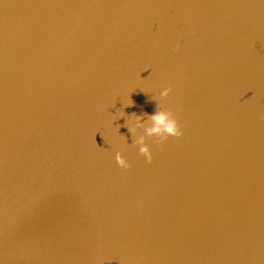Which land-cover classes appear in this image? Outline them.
Wrapping results in <instances>:
<instances>
[{
	"label": "water",
	"instance_id": "obj_1",
	"mask_svg": "<svg viewBox=\"0 0 264 264\" xmlns=\"http://www.w3.org/2000/svg\"><path fill=\"white\" fill-rule=\"evenodd\" d=\"M262 116L264 0H0V264H264Z\"/></svg>",
	"mask_w": 264,
	"mask_h": 264
},
{
	"label": "clouds",
	"instance_id": "obj_2",
	"mask_svg": "<svg viewBox=\"0 0 264 264\" xmlns=\"http://www.w3.org/2000/svg\"><path fill=\"white\" fill-rule=\"evenodd\" d=\"M171 92L172 88L166 87L160 92V96L166 98ZM150 118L152 123L151 126L145 128V133L148 137H158L159 139L156 141L157 143H163L169 136L179 137L182 135L180 125L177 122L175 114L171 110L165 109L161 111H155L153 114H151ZM261 119H264V116H262ZM139 127H143L141 116H137L135 126L129 129V131L134 134ZM145 139V135H140L138 139L133 140V144L139 146V153L146 158L148 163H151L153 156L148 144L145 143ZM115 160L119 167L123 169H128L131 167L129 161L119 151L116 152Z\"/></svg>",
	"mask_w": 264,
	"mask_h": 264
},
{
	"label": "bare ground",
	"instance_id": "obj_3",
	"mask_svg": "<svg viewBox=\"0 0 264 264\" xmlns=\"http://www.w3.org/2000/svg\"><path fill=\"white\" fill-rule=\"evenodd\" d=\"M184 19H190V17H184ZM187 36H194V37H196L197 34L196 33H193V32H188L187 33Z\"/></svg>",
	"mask_w": 264,
	"mask_h": 264
}]
</instances>
